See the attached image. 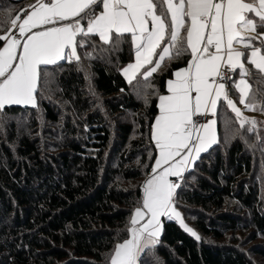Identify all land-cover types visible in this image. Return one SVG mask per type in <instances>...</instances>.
<instances>
[{"label":"trees","instance_id":"obj_1","mask_svg":"<svg viewBox=\"0 0 264 264\" xmlns=\"http://www.w3.org/2000/svg\"><path fill=\"white\" fill-rule=\"evenodd\" d=\"M33 2L0 0V47ZM153 4L169 28L163 0ZM100 9L98 0L82 24ZM256 28L264 31V22ZM184 33L171 40L167 30L160 47L169 42L170 57L146 76L154 57L130 81L123 75L134 58L130 35L105 43L80 34L75 55L40 67L35 107L0 108V264H111L156 160L158 98L191 59ZM252 47L264 56L259 39ZM249 50L241 71L252 122L219 104L217 141L173 199L182 223L163 218L159 239L137 264H253L250 255L264 262V72L249 63ZM238 76L230 88L237 103ZM244 241L248 255L239 249Z\"/></svg>","mask_w":264,"mask_h":264},{"label":"crops","instance_id":"obj_2","mask_svg":"<svg viewBox=\"0 0 264 264\" xmlns=\"http://www.w3.org/2000/svg\"><path fill=\"white\" fill-rule=\"evenodd\" d=\"M97 1L34 0L25 16L14 20L0 47V108L35 107L40 67L61 60L66 51L75 55L80 34L96 35L105 43L113 34L130 35L134 58L123 70L130 81L154 57L146 76L170 57L173 46L168 42L160 47L167 30L174 40L185 29L191 59L172 73L158 98L152 126L156 160L141 206L130 217V235L111 258V264H137L141 252L159 239L163 218L182 223L173 203L176 190L217 141L219 104L228 102L219 82L220 69L229 66L240 74L244 50L250 48L249 63L264 72V56L259 47H252L254 39L264 46V31L256 28V20L264 22V0H163L169 28L153 0H101L99 13L83 25L84 12ZM14 30L20 40L13 37ZM198 115L210 119L196 128Z\"/></svg>","mask_w":264,"mask_h":264},{"label":"rangeland","instance_id":"obj_3","mask_svg":"<svg viewBox=\"0 0 264 264\" xmlns=\"http://www.w3.org/2000/svg\"><path fill=\"white\" fill-rule=\"evenodd\" d=\"M248 83L246 81V79L243 77V72L240 71L239 76L236 79L235 82V89L239 94V102H234L233 100L228 101V107L230 108V110L237 116L241 115V120L244 121H249L252 122L253 120V112H252V106L250 104H246L245 103V99L247 97V93H248ZM259 180V184L263 187V181L261 179V176L259 174V177H257ZM262 191V190H261ZM264 201V199H262ZM243 241V240H242ZM260 242V241H257ZM247 244H249L248 242L244 241L243 247H239V249H241L244 253H246V255L250 254L249 252H247ZM236 245V244H235ZM238 245H241V243H239ZM251 261L253 262V264H264V262L262 260H259L253 256L250 255ZM135 262H138V259H135Z\"/></svg>","mask_w":264,"mask_h":264},{"label":"built area","instance_id":"obj_4","mask_svg":"<svg viewBox=\"0 0 264 264\" xmlns=\"http://www.w3.org/2000/svg\"><path fill=\"white\" fill-rule=\"evenodd\" d=\"M46 3H49L50 0H44ZM26 10L22 11L21 13H19V15L17 16V19H20L22 17L25 16L26 14ZM13 37L16 40H20L21 36L16 32V30L13 31ZM235 76V70L229 66H224L220 69V73H219V82L222 86V90H223V98L226 101L230 100V88H231V84L232 81L234 79ZM208 119H210L209 115H198L195 117L194 119V124L196 126V128H198L201 124H203L205 121H207ZM176 184H179V182L177 181Z\"/></svg>","mask_w":264,"mask_h":264}]
</instances>
